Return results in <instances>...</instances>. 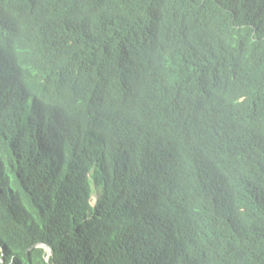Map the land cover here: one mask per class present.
I'll return each instance as SVG.
<instances>
[{
  "label": "trees",
  "instance_id": "trees-1",
  "mask_svg": "<svg viewBox=\"0 0 264 264\" xmlns=\"http://www.w3.org/2000/svg\"><path fill=\"white\" fill-rule=\"evenodd\" d=\"M0 264H264V0H0Z\"/></svg>",
  "mask_w": 264,
  "mask_h": 264
}]
</instances>
